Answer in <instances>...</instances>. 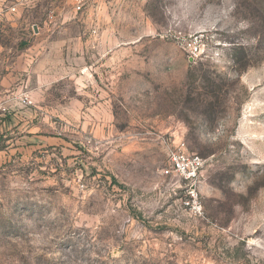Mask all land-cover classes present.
<instances>
[{
  "label": "rangeland",
  "instance_id": "obj_1",
  "mask_svg": "<svg viewBox=\"0 0 264 264\" xmlns=\"http://www.w3.org/2000/svg\"><path fill=\"white\" fill-rule=\"evenodd\" d=\"M0 43V264H264V0H0Z\"/></svg>",
  "mask_w": 264,
  "mask_h": 264
},
{
  "label": "built area",
  "instance_id": "obj_2",
  "mask_svg": "<svg viewBox=\"0 0 264 264\" xmlns=\"http://www.w3.org/2000/svg\"><path fill=\"white\" fill-rule=\"evenodd\" d=\"M22 4L29 3L31 0H20ZM77 10H81L89 0H73ZM16 10V6L11 8ZM197 50H191V53L197 54ZM170 167L164 170L166 174H176L186 180H196L202 173L203 158L198 154L190 153L185 142H180L179 145L170 153Z\"/></svg>",
  "mask_w": 264,
  "mask_h": 264
},
{
  "label": "crops",
  "instance_id": "obj_3",
  "mask_svg": "<svg viewBox=\"0 0 264 264\" xmlns=\"http://www.w3.org/2000/svg\"><path fill=\"white\" fill-rule=\"evenodd\" d=\"M40 36L41 37H44L45 35H42L41 34ZM41 45L33 46V47L27 49V53H29V55L32 56V62L35 61L34 63L41 61V57L38 54V53H41L42 52V51H40V47H42ZM0 47H1L0 48V57H1L5 53V51H4L5 48L3 47V45L1 43H0ZM34 47H36V48H34ZM23 53H24V51H23ZM19 54H20V52L17 51V55H19ZM12 63H14V62H12ZM0 64H1V60H0ZM11 68L12 69H14V68L15 69H19V66L18 65L11 66ZM2 72L0 70V88H6V87H8V86H10V85H12L14 83L13 82L14 71L13 70H10V67H8V68H6V71L5 72H3V73Z\"/></svg>",
  "mask_w": 264,
  "mask_h": 264
}]
</instances>
